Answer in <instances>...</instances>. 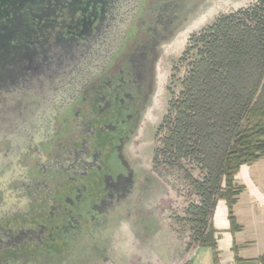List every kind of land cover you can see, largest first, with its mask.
I'll return each instance as SVG.
<instances>
[{
  "label": "flooded vegetation",
  "instance_id": "obj_1",
  "mask_svg": "<svg viewBox=\"0 0 264 264\" xmlns=\"http://www.w3.org/2000/svg\"><path fill=\"white\" fill-rule=\"evenodd\" d=\"M95 1L0 0V118L12 102L17 105L14 112H22L21 100L34 79L43 87L41 91H45L48 83L67 77L71 63L58 62L60 54L59 51L54 54L55 50L62 48V42L67 41L68 44L76 40L75 43L83 42L85 47V52L77 49V52L82 53L77 60L87 52L91 41L86 40L84 35L88 36L85 30L90 26L91 3L95 4ZM72 23H76V26H71ZM184 25L177 26L171 34L159 40L151 38L138 44L137 41L130 43L127 39L128 56L126 53L125 57L111 64L110 69L102 72L105 91L98 106L101 110L110 109L107 119L94 122L93 126L87 124V128L85 123L77 134L69 138L64 137L65 131L62 129H57L55 137H49V142L44 137H34L32 140L25 137L22 144L25 148L19 147V158H15L12 167L6 168L9 174L11 169L18 166V160L25 161L24 158L32 154L37 156L39 149L43 151L45 145L47 155L39 161L44 166L42 172H28L26 178H18L20 182L13 186V190L6 188L0 191V221L5 222V225H0V250L12 249V254L7 257L0 254V264H42V256H65L71 249H74V253L83 249L92 254V251H96L93 256H98L99 252L105 253V248L100 251L103 249L102 243L112 235L117 237L127 223L123 217L113 218L112 222L109 218L101 220V214L110 211L111 216L116 212L118 203L112 205L110 202L117 196L115 193L122 182L128 186V192L140 194V201L135 202L141 207L146 198L158 197L160 193L166 192L167 187L161 184L158 186L156 176L145 170V161L136 155L138 143L135 141L139 132L149 127L150 113L157 108L154 99L159 84L158 61L162 49L180 33ZM65 36L68 38L65 39ZM103 36L104 33L99 36V41ZM49 37L51 41L55 40L52 52L59 59L53 60L54 56L50 57V62L46 64L50 74L42 83L38 77L42 64L37 62L35 49L41 46L42 38ZM30 124L29 128L33 129L35 122L32 120ZM147 144L145 141L144 146ZM26 160L31 164L29 168L26 166V170L33 172L34 160ZM152 163L156 168L154 158ZM176 173L181 176L179 172ZM137 180H140V187H137ZM117 199L121 200L120 197ZM2 200L5 201L1 203ZM12 202H18V207L13 208ZM107 202L110 205L105 208ZM32 206L38 210L34 219L25 214ZM22 207L24 214L19 217ZM151 218L153 215H148V219ZM98 224L102 227H98ZM131 227L133 230L126 235L132 241H142V252L145 243L148 244L153 236L146 235L148 229L145 230L144 217L140 226L132 221ZM58 241L64 245L54 249ZM29 244H35L36 247L27 255L25 253ZM43 246L49 249L47 253L40 251Z\"/></svg>",
  "mask_w": 264,
  "mask_h": 264
},
{
  "label": "rangeland",
  "instance_id": "obj_2",
  "mask_svg": "<svg viewBox=\"0 0 264 264\" xmlns=\"http://www.w3.org/2000/svg\"><path fill=\"white\" fill-rule=\"evenodd\" d=\"M251 1L253 0H96L94 2L96 5L91 3L90 26L85 30L88 36L84 35L86 40L91 41L90 48L80 59L77 60L82 53L77 52V49L80 48L82 52H85L83 51L85 48L83 42L75 43L76 40L73 42L71 40L68 44L67 41L62 42V48L55 50L54 53L52 47L55 46L53 44L55 40L51 41L50 37L41 39V46H38L35 51L37 52V62L42 64V69L38 74L42 83L47 80V76L50 74L46 64L50 62L51 56H54L53 60L59 59V56L58 62L69 61L71 63L68 67L69 73L63 80L56 79L55 82L48 83L45 91H41L43 87L38 80L34 79V83L21 100L23 107L20 109L22 112L15 113L14 109L17 105L16 102H12L2 113L0 118V191H4L6 188L13 190V186L18 185L22 178H26L25 175L28 172L37 174L43 171L44 166L39 161L47 155L46 145L43 151L39 149L37 156L33 154L28 156L29 160H34L35 170L33 172L29 169L26 170V166L27 168L31 166L30 162L26 160L28 158H24L25 161L18 160V166L11 169L10 174L6 171V168L14 165L15 158H19V147L22 146L25 137H28V140H32L34 137H44L48 141L49 137H55L54 132L57 129H62L65 131L64 137L69 138L84 127L85 123L87 128V124L93 126L94 122L99 123L103 119H107L108 115L110 116V109L101 110L98 106L99 99L105 91L102 72L107 68L110 69L111 64H115L118 58L125 57L126 53L128 56L127 39L128 42L131 41L130 43L137 41L138 44H142L143 40H151V38L159 40L165 35L171 34L183 21L185 24L180 33L169 44H166V48L162 49V55L158 61L159 84L154 99L157 108L153 110V113H150L149 124L147 122L149 127L146 131L145 128L143 132L140 131L135 141L138 143V147H136L138 154L136 155L145 161V170L147 169V172L156 176L157 185L161 184L167 187L166 192L160 193L158 197L146 198L145 204L141 207L135 202L140 201L138 199L140 194L128 192V186L122 182L115 193L117 196L115 195L116 197L110 202L112 205L118 203L116 212L111 216H109L110 211L107 214H101V220L105 221L106 218H109L111 221L113 218L123 217L124 222L127 223L119 231L118 236L116 235L117 237L112 235L102 243L103 249L100 251L105 248V253L99 252L98 256H93L96 251H92V254L89 250L83 249L81 252L74 253V249H71L65 256H42V264H193L194 262H190L189 258L195 260L197 253L200 255L197 264H212L210 251L205 250L206 247L192 239L191 225L185 221L188 205L194 200L189 195L186 183L174 168L163 167V165L159 168L153 166V154L159 144L156 129L167 114L172 98V89L177 91L179 88L183 73H175V62L184 51L190 34L211 22L218 12L237 9L246 6ZM192 10L194 11L189 17ZM70 25L74 27L76 23ZM102 33L105 34V37L103 36L104 38L99 41L101 38L99 36ZM67 38L65 36V39ZM46 39L48 41L45 43ZM56 52L60 55L55 56ZM32 120L35 124L30 130V121ZM15 138L17 142L14 141ZM17 139L21 142L18 143ZM145 141L148 143L146 147L144 146ZM139 147H141L140 150ZM22 148H25L24 145ZM263 157L264 155L261 158ZM254 162L242 165L241 168ZM18 178L20 179L18 180ZM139 181L137 180L138 184ZM140 186L139 184L137 187ZM239 188L240 186L237 184L238 191ZM117 197H120L121 200L118 201ZM237 198L238 195L235 196V201ZM4 201L2 200L1 203ZM110 203H105V208L109 207ZM11 206L18 207V202H12ZM33 207L25 213L30 215V219H34L38 213V210ZM23 214L22 207L19 217ZM145 214L147 215L145 216ZM148 215H153V219H148ZM143 217L145 230L148 229L146 235L152 234L153 237L148 244L145 243V250L141 252L142 241L136 239L132 241L128 239L127 235L133 230L132 221L137 222V225L140 226ZM3 224L5 225V222L0 221V225ZM105 224L107 225V223ZM98 227L102 226L98 224ZM124 237L125 239H122ZM60 241L53 247L54 249L62 248L63 243ZM35 247V244H29L25 254H31ZM46 248L43 246L40 251L47 253L46 251L49 249ZM11 251L12 249L0 250V254L2 257H7L12 254ZM205 254L208 258H205ZM213 259L216 264V255ZM37 260H39L38 256Z\"/></svg>",
  "mask_w": 264,
  "mask_h": 264
},
{
  "label": "trees",
  "instance_id": "obj_3",
  "mask_svg": "<svg viewBox=\"0 0 264 264\" xmlns=\"http://www.w3.org/2000/svg\"><path fill=\"white\" fill-rule=\"evenodd\" d=\"M175 64L183 75L157 131L155 165L181 174L194 199L192 239L215 249L218 201L231 209L241 166L264 155V0L218 12Z\"/></svg>",
  "mask_w": 264,
  "mask_h": 264
},
{
  "label": "crops",
  "instance_id": "obj_4",
  "mask_svg": "<svg viewBox=\"0 0 264 264\" xmlns=\"http://www.w3.org/2000/svg\"><path fill=\"white\" fill-rule=\"evenodd\" d=\"M237 184L239 194L231 209L223 199L217 203L212 218L216 246L205 250L210 251L212 264L215 255L216 264H264V157L243 166Z\"/></svg>",
  "mask_w": 264,
  "mask_h": 264
},
{
  "label": "water",
  "instance_id": "obj_5",
  "mask_svg": "<svg viewBox=\"0 0 264 264\" xmlns=\"http://www.w3.org/2000/svg\"><path fill=\"white\" fill-rule=\"evenodd\" d=\"M183 24H184V22L181 24V26H182ZM33 56H35V55H33ZM33 56L31 57L32 60H33V58H34ZM29 129H30V128H29ZM30 130H31V129H30ZM190 254H191V253H190ZM190 254H189V255H190ZM189 255H188V256H189ZM195 255H196V254H195ZM195 255H194V256H195ZM189 261L191 262V261H192V258H191ZM186 262L188 263V261H186ZM186 262H184V263H186Z\"/></svg>",
  "mask_w": 264,
  "mask_h": 264
}]
</instances>
